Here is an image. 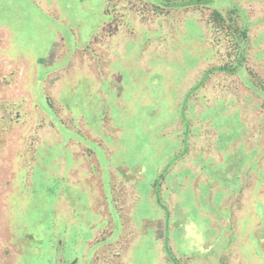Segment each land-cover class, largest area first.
Returning <instances> with one entry per match:
<instances>
[{
	"label": "rangeland",
	"instance_id": "rangeland-1",
	"mask_svg": "<svg viewBox=\"0 0 264 264\" xmlns=\"http://www.w3.org/2000/svg\"><path fill=\"white\" fill-rule=\"evenodd\" d=\"M160 1L0 0V264H264V0Z\"/></svg>",
	"mask_w": 264,
	"mask_h": 264
},
{
	"label": "trees",
	"instance_id": "trees-1",
	"mask_svg": "<svg viewBox=\"0 0 264 264\" xmlns=\"http://www.w3.org/2000/svg\"><path fill=\"white\" fill-rule=\"evenodd\" d=\"M159 3L160 4H156V5H157V7L159 6L158 8L160 10H162V11L165 10V9H170L172 7H174V8H178L179 7L178 5H176V4L174 5L173 4V0H161ZM195 4H198V2H196V1H194L193 3L187 2V3H185L184 5H181V6H189V5H195ZM215 16L218 17L216 19L221 20V17H220L219 14L216 13ZM221 23H223V20H221ZM26 237L27 236H24L23 238H26ZM20 241L22 242V239H20ZM164 251H165V254L167 255V258H169V260L171 261L172 264H179L178 261L176 260V258L173 257L172 254H171V250H170L169 246L167 245V238H166V241H165V244H164Z\"/></svg>",
	"mask_w": 264,
	"mask_h": 264
}]
</instances>
